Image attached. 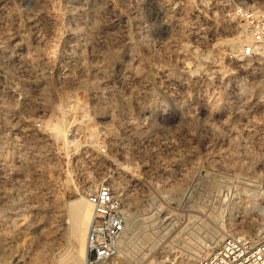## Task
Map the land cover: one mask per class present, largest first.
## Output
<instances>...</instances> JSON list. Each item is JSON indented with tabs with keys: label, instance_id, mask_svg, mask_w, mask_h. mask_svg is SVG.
Masks as SVG:
<instances>
[{
	"label": "rangeland",
	"instance_id": "374dc122",
	"mask_svg": "<svg viewBox=\"0 0 264 264\" xmlns=\"http://www.w3.org/2000/svg\"><path fill=\"white\" fill-rule=\"evenodd\" d=\"M2 4L0 31L23 44L17 60L0 54V264H66L55 258L70 240L67 201L101 182L128 217L119 264H198L220 236H256L264 53L242 54L239 10L264 12V0ZM18 118L24 132L9 125Z\"/></svg>",
	"mask_w": 264,
	"mask_h": 264
},
{
	"label": "built area",
	"instance_id": "2783aa9c",
	"mask_svg": "<svg viewBox=\"0 0 264 264\" xmlns=\"http://www.w3.org/2000/svg\"><path fill=\"white\" fill-rule=\"evenodd\" d=\"M3 6L0 8L3 9ZM239 15L244 20V30L249 36L242 46V54L256 55L264 48V12L245 9L239 10ZM0 17L5 18L2 11ZM22 44L21 34L17 31H0V54L10 53L17 60ZM1 64L0 81L5 82L4 59ZM7 92L12 94L13 90L8 89ZM85 198L92 206V216L85 235L86 257L83 264H119L118 239L124 235L126 219L120 197L109 182H101L86 192ZM198 264H264V237L245 234L225 236Z\"/></svg>",
	"mask_w": 264,
	"mask_h": 264
},
{
	"label": "bare ground",
	"instance_id": "6f19581e",
	"mask_svg": "<svg viewBox=\"0 0 264 264\" xmlns=\"http://www.w3.org/2000/svg\"><path fill=\"white\" fill-rule=\"evenodd\" d=\"M227 41L229 43V46H231V47H237V45H238V41L235 37L229 38V39H227ZM261 52L264 53V48L261 49ZM36 68H37V66L33 65L32 63H29L26 59L23 60L22 70L27 72V74L31 78L32 82L38 80V74L36 73ZM69 73H70V71L66 70L62 73V75H63V77L66 78V76H69ZM35 83H37V81ZM0 112H1V110H0ZM1 118H5V117L2 116ZM20 120L21 119L18 118L17 120L10 121L9 125H10V127L18 128L20 132H24L26 129L20 128V126H21L19 123ZM49 126L54 131L55 134H62L63 133V126H62L61 122H59V121L58 122H51V123H49ZM63 140H64V143L67 142L66 139H63ZM72 140H70V141H72ZM36 141L37 142H43V141H45V138L39 137V138H36ZM113 185L114 184H111L114 192L117 193L115 190L116 188L113 187ZM67 204L69 207L68 208L69 219L71 221V224H69V226H71V230L69 232L70 238H68L70 240L67 242L66 247H64V250L62 251V253H60L59 255L56 254L55 260L58 263L62 259H65L66 264H83L84 259L86 257L85 235H86V230H87L88 224H89L91 216H92V206L86 200V198L82 195L67 201ZM125 215H126V219H125V228H126L127 222H128V217H127L126 213H125ZM249 225L246 226L247 227V229L245 228L246 231L248 230L249 233H253L256 231V236H254V237H264V224L261 227H256L254 225L249 226ZM230 233L232 234L233 231ZM232 235H234V234H232ZM121 238L118 239L119 245L121 244L120 243ZM222 238H223V236H220L217 241H220ZM120 248H121V245H120ZM161 263H163V262L156 263V264H161Z\"/></svg>",
	"mask_w": 264,
	"mask_h": 264
}]
</instances>
